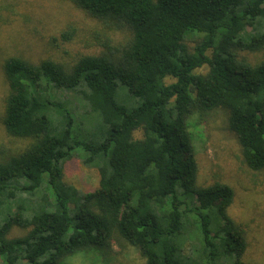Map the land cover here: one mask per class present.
<instances>
[{
	"label": "trees",
	"instance_id": "16d2710c",
	"mask_svg": "<svg viewBox=\"0 0 264 264\" xmlns=\"http://www.w3.org/2000/svg\"><path fill=\"white\" fill-rule=\"evenodd\" d=\"M62 1L97 24L98 50L3 64L5 132L31 143L0 150V264H61L113 243L143 264H246L233 190L196 183L190 121L221 112L243 163L264 170V0ZM74 156L97 170L92 191L63 181Z\"/></svg>",
	"mask_w": 264,
	"mask_h": 264
},
{
	"label": "rangeland",
	"instance_id": "374dc122",
	"mask_svg": "<svg viewBox=\"0 0 264 264\" xmlns=\"http://www.w3.org/2000/svg\"><path fill=\"white\" fill-rule=\"evenodd\" d=\"M69 26L75 28V37L70 43H63L58 38ZM92 28L97 29L95 22L91 23L82 12L62 0H0V150L4 157L21 153L31 143L30 139L13 138L5 132L3 117L8 94L3 71L5 60L20 57L39 63L49 59L70 65L81 55L97 52L91 39ZM242 55L250 62L259 57L247 52ZM116 100L121 102L118 94ZM125 101L127 108L135 105L131 98ZM190 124L197 185L220 183L233 190L227 214L245 233L247 247L242 260L246 264H264V170L254 172L243 163L237 141L221 112L206 121L193 118ZM74 135L77 136L76 131ZM98 180L97 170L84 166L76 156L64 166L63 181L83 192L95 189ZM25 233L14 228L10 237ZM61 264H143V259L132 247L113 243L109 253L80 252Z\"/></svg>",
	"mask_w": 264,
	"mask_h": 264
}]
</instances>
